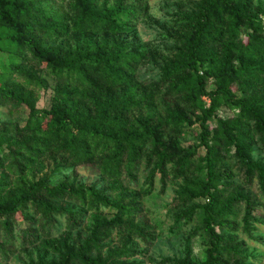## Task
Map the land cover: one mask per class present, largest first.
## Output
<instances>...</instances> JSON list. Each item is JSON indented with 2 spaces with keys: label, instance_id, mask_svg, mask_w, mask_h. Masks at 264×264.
Here are the masks:
<instances>
[{
  "label": "trees",
  "instance_id": "16d2710c",
  "mask_svg": "<svg viewBox=\"0 0 264 264\" xmlns=\"http://www.w3.org/2000/svg\"><path fill=\"white\" fill-rule=\"evenodd\" d=\"M42 1L0 0V53L8 58L0 66V110H29L12 136L0 131V175L7 176L0 180V257L63 228L80 230L93 213L89 237L77 250L68 247L57 264H136L127 261L136 253L130 242L154 234L135 221L133 203L110 200L95 184L60 179L94 165L116 186L136 184L145 164L153 166L152 180L160 173L166 184L167 169L186 179L170 237L203 211L204 260L178 264H248L238 233L250 232L252 222L264 224V158L256 159L254 148L264 154V2L255 9L251 0H203L199 12L185 17L187 34L148 92L137 81L145 54L130 52L123 41H91L66 52L43 44L71 32L122 35L148 13L146 0H56L68 4V16ZM29 57L57 84L50 109H36L34 92L47 91L50 81L22 65ZM173 97L181 98L188 114L168 100ZM157 100L164 105L162 115L155 110ZM176 124H198V142L173 140L169 133ZM47 156L49 173L24 179ZM229 160L259 193L227 194L235 184V175L222 171ZM11 175L19 177L15 187ZM102 207L117 215L102 219ZM22 219L30 227L17 228ZM113 234L120 246L106 251Z\"/></svg>",
  "mask_w": 264,
  "mask_h": 264
},
{
  "label": "rangeland",
  "instance_id": "374dc122",
  "mask_svg": "<svg viewBox=\"0 0 264 264\" xmlns=\"http://www.w3.org/2000/svg\"><path fill=\"white\" fill-rule=\"evenodd\" d=\"M264 0H251L255 9ZM49 8L59 12L61 16L70 14L69 6L66 3H60L56 0H43ZM115 0H111L114 3ZM203 0H146L148 5V13L141 18L128 31L122 35H112L110 33H76L71 32L66 38H58L53 40L44 39L43 44L46 47L61 48L63 52L75 50L77 47L85 48L91 41L104 43L110 46L114 43L123 41L129 44L131 51L140 50L145 54L146 59L139 67L137 73V81L141 87L148 92L153 91V83L160 78V71L164 65L173 58L177 48L180 46V38L185 37L189 24L185 17L195 14ZM7 55L0 53V66L7 64ZM27 69L33 70L37 75L42 76L50 81V87L47 91L37 90L34 92L36 101V109H50L52 106L53 90L57 84L53 81L43 65L35 63L30 57L22 64ZM1 72V70H0ZM175 106L189 113V109L181 101L180 97L168 98ZM157 113L162 115L164 105L157 100ZM204 105L209 107L210 100L205 97ZM194 112V111H193ZM29 110L26 107H5L0 110V131H8V137L12 136L15 128L22 126L28 117ZM146 116V112H142ZM229 116V115H227ZM4 131V132H5ZM199 125H178L169 133L173 140L190 146L198 142ZM185 134L180 137L179 134ZM255 158L261 160L264 154L257 149ZM152 167L142 165L140 173L137 177L136 184H128L123 182L116 186L113 180L102 178L98 169L94 165L79 166L73 171L64 175L60 180L68 179L77 184H95L99 190L106 192L110 200L117 201L121 198L125 199V203L132 202L137 209V215L134 216L136 222L144 225L148 229L153 238L148 240L142 238H133L130 247L134 248L135 255L128 259V262L136 264H178L179 260H189L190 262L201 263L205 257V250L208 247L207 241L204 239V231L201 223L203 211H199L190 224L183 227L179 235L170 237V228L173 226L175 216L181 211L175 210L177 207L176 199L180 189L185 186L186 179L175 177V171L167 169L166 184L163 183L161 174L157 173L154 179H151ZM52 169V161L48 156L38 163L33 170L29 171L24 179L32 181L34 176H46ZM229 170V172H228ZM222 171L228 175H235V184L228 191V195L237 191L245 194L259 193L257 185L251 186L244 177V172L240 170V166L234 160L226 162ZM11 185L15 187L19 181V177L10 176ZM7 176L0 175V180ZM261 203V195L258 194ZM205 204V201H200ZM68 204V203H66ZM117 215L116 210L110 207H102L99 217L102 219H112ZM257 215V214H255ZM93 213H89L85 219L84 225L80 230L61 229L57 233L50 236L43 235L33 245L13 247V252L7 258L0 257V264H54L60 263L67 254V248L74 246L77 250L89 237V229L91 226V218ZM40 221V217L35 218V224ZM64 225H66L65 221ZM29 219L20 221L17 228L30 227ZM39 228V227H38ZM42 234V232H41ZM119 236H113L105 241L106 251L112 250L120 246ZM238 243L244 246L247 251L248 264H264V224L252 222V230L247 232L244 228L238 233Z\"/></svg>",
  "mask_w": 264,
  "mask_h": 264
}]
</instances>
